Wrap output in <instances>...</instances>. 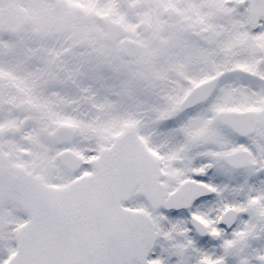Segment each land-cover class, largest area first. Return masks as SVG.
I'll return each mask as SVG.
<instances>
[{
	"label": "snow or ice",
	"instance_id": "obj_1",
	"mask_svg": "<svg viewBox=\"0 0 264 264\" xmlns=\"http://www.w3.org/2000/svg\"><path fill=\"white\" fill-rule=\"evenodd\" d=\"M0 264H264V0H0Z\"/></svg>",
	"mask_w": 264,
	"mask_h": 264
}]
</instances>
